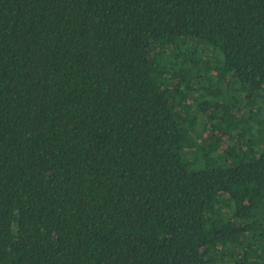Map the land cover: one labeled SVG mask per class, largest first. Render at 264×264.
Returning <instances> with one entry per match:
<instances>
[{
	"label": "trees",
	"instance_id": "trees-1",
	"mask_svg": "<svg viewBox=\"0 0 264 264\" xmlns=\"http://www.w3.org/2000/svg\"><path fill=\"white\" fill-rule=\"evenodd\" d=\"M0 264H264V0H0Z\"/></svg>",
	"mask_w": 264,
	"mask_h": 264
}]
</instances>
